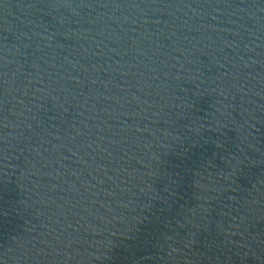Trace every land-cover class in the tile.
I'll list each match as a JSON object with an SVG mask.
<instances>
[{
    "label": "water",
    "instance_id": "obj_1",
    "mask_svg": "<svg viewBox=\"0 0 264 264\" xmlns=\"http://www.w3.org/2000/svg\"><path fill=\"white\" fill-rule=\"evenodd\" d=\"M0 264H264V0H0Z\"/></svg>",
    "mask_w": 264,
    "mask_h": 264
}]
</instances>
